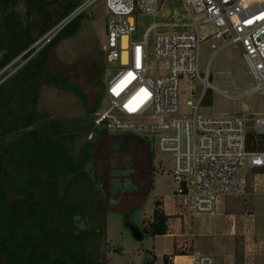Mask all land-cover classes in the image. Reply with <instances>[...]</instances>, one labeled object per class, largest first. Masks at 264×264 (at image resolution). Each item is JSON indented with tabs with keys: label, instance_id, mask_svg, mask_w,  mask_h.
<instances>
[{
	"label": "trees",
	"instance_id": "obj_1",
	"mask_svg": "<svg viewBox=\"0 0 264 264\" xmlns=\"http://www.w3.org/2000/svg\"><path fill=\"white\" fill-rule=\"evenodd\" d=\"M81 1L0 0V73L23 55L22 64L0 82V141L9 139L0 145V264H107L100 243L105 238L108 211H143L154 188L150 142L125 134L135 142L125 138L113 144L117 153L137 152L138 164L125 165L114 157L105 184L90 155L92 144L75 157L70 143L78 130L97 132L96 139L108 133L94 128L93 117L67 124L54 122L36 109L43 86L72 93L87 115H94L102 102L106 70L102 50L93 59L89 75L90 81L97 79L100 91L96 94H86L70 79L68 65L52 67L59 44L77 33L86 13L45 44L33 47ZM202 104H212L210 89ZM247 142L251 151L264 150V135L251 131ZM139 194L138 206L130 211L118 209L124 199ZM161 205L159 200L154 202L152 217L141 229L144 237L168 233L170 216ZM164 264H169L168 256Z\"/></svg>",
	"mask_w": 264,
	"mask_h": 264
},
{
	"label": "built area",
	"instance_id": "obj_2",
	"mask_svg": "<svg viewBox=\"0 0 264 264\" xmlns=\"http://www.w3.org/2000/svg\"><path fill=\"white\" fill-rule=\"evenodd\" d=\"M180 3L178 8L176 0H82L33 47L101 6L105 91L94 128L153 141L159 152L170 154L174 200L186 216L195 217L214 214L224 197L245 194L254 171L264 178V150L251 151L247 142L251 131L264 135V113L250 129L243 118L200 111L207 88H215L200 69V45L209 37L240 47L254 83L241 96L255 91L264 96V19H257L264 15V0ZM197 78L202 96L197 102L183 100L182 81ZM177 257L169 264H216L214 257L198 252Z\"/></svg>",
	"mask_w": 264,
	"mask_h": 264
},
{
	"label": "rangeland",
	"instance_id": "obj_3",
	"mask_svg": "<svg viewBox=\"0 0 264 264\" xmlns=\"http://www.w3.org/2000/svg\"><path fill=\"white\" fill-rule=\"evenodd\" d=\"M171 1L168 0V3ZM176 2L180 8V0ZM80 27L77 33L59 44L52 67L62 68V64L68 65L70 79L80 85L86 94H96L100 91L96 86L97 79L90 81L89 75L92 73L93 59L99 57L106 40V17L100 5L86 12V18L81 20ZM22 56L5 68V73L0 76V82L5 75L14 72L22 64ZM107 66L112 67L111 64ZM164 69L162 66L161 70ZM200 69L203 72L202 76L207 77L215 87L207 88L212 91V104H202L200 111L212 116L229 115L243 118L252 129L254 120L264 113V96L259 91L241 96L252 88L254 83L240 47L234 43L221 45L219 39L207 38L200 45ZM181 87L182 99L190 98L193 102L200 99L204 90L199 78L191 83L182 81ZM222 91H225L227 96L221 93ZM36 109L47 113L54 122L64 121L67 124L84 122L93 117V114H86L78 97L50 86L40 88ZM186 109L188 108H183ZM97 131L103 130L98 128ZM97 134L94 133L91 138L88 130H78L73 133L74 141L70 146L72 154L80 157L85 152L84 148L92 144L90 155L93 164L97 168L100 181L106 184L109 164L114 157L122 164H133L135 167L138 164V153H133L132 150L117 153L113 150L112 146L117 144L118 140L126 138L129 143L135 142L125 134L111 133L96 139ZM7 140L9 139L4 141ZM4 141H0V145ZM150 144L153 152L154 188L147 198L143 211L135 210L128 214L119 210L108 211L105 238L100 243V252L105 256L106 263L162 264L163 254L173 250V238L146 236L140 241L133 237L127 223L130 222L131 225H137L142 229L152 216L154 202L164 200L165 209L177 213L172 215L169 221L171 231H175L179 226L178 238L181 246L178 249L175 246V253L198 252L211 255L216 264H264V178L256 176L258 171H254L250 176L245 194L222 198L212 215L189 217L174 201L172 156L159 152L153 141H150ZM136 180H140L139 175ZM141 201L140 194L132 199H124L118 209L130 211ZM175 244L177 243L174 242ZM150 259L153 261L150 262Z\"/></svg>",
	"mask_w": 264,
	"mask_h": 264
},
{
	"label": "crops",
	"instance_id": "obj_4",
	"mask_svg": "<svg viewBox=\"0 0 264 264\" xmlns=\"http://www.w3.org/2000/svg\"><path fill=\"white\" fill-rule=\"evenodd\" d=\"M161 203H162V205H161V207H162V209L164 210V212L166 213V214H168L170 217H169V220H168V233L166 234V235H157V236H164V237H170V238H173V250L172 251H170L169 253H165V254H163V256H162V264H164V256H168L169 257V259L170 258H176L177 256H179V254L180 253H175V246H176V248L178 249L180 246H181V244H180V241H179V238H178V236H179V234H178V227L175 229V231H171L170 230V224H169V221H170V219H171V216L172 215H174V214H177V213H175V212H173V211H168V210H166L165 209V201L164 200H159ZM175 201V200H174ZM153 212V211H152ZM179 215H180V213H179ZM152 217V216H151ZM151 217L150 218H148V219H151ZM157 236H155V237H157ZM146 237V236H145ZM174 242H176L177 244H175L174 245ZM176 249V250H177ZM178 258V257H177ZM152 259V258H151ZM150 259V262H152L153 260H151Z\"/></svg>",
	"mask_w": 264,
	"mask_h": 264
},
{
	"label": "water",
	"instance_id": "obj_5",
	"mask_svg": "<svg viewBox=\"0 0 264 264\" xmlns=\"http://www.w3.org/2000/svg\"><path fill=\"white\" fill-rule=\"evenodd\" d=\"M129 228H130L134 238H136L137 240H140V241H142L144 239L143 233H142L141 228L139 226L130 225Z\"/></svg>",
	"mask_w": 264,
	"mask_h": 264
},
{
	"label": "snow or ice",
	"instance_id": "obj_6",
	"mask_svg": "<svg viewBox=\"0 0 264 264\" xmlns=\"http://www.w3.org/2000/svg\"><path fill=\"white\" fill-rule=\"evenodd\" d=\"M257 19H264V15H262L261 17H258ZM246 23H251L252 21H245ZM129 75H131V73L129 74ZM115 91V90H114ZM142 91H144V90H142Z\"/></svg>",
	"mask_w": 264,
	"mask_h": 264
}]
</instances>
